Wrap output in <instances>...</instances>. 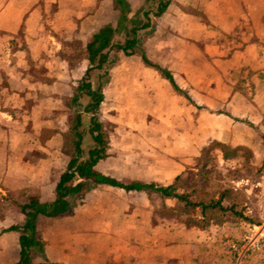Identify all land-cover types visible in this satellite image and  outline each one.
Returning <instances> with one entry per match:
<instances>
[{"label":"crops","instance_id":"obj_1","mask_svg":"<svg viewBox=\"0 0 264 264\" xmlns=\"http://www.w3.org/2000/svg\"><path fill=\"white\" fill-rule=\"evenodd\" d=\"M127 1L132 12L145 2ZM117 18L115 0H0V195L10 194L18 203L26 202L30 195L43 202L54 199L56 181L69 160L62 144L71 112L63 107L72 87L63 80L73 69L66 71L64 63L59 64L60 56L50 39H79L86 44L99 27L114 25ZM153 22L154 29L142 33L141 45L132 55L120 50L124 56L119 55L118 64L110 68L104 99L114 90L123 105L127 100L166 105L175 113L183 112L180 116L186 123L192 121L193 103L223 108L224 112L214 115L228 125L215 131L213 137L236 140V146L250 149V163L261 168L260 174L253 181L236 180V185L248 191L246 198L253 200L252 189L254 195L256 191L264 193V0H170ZM18 42L25 47H17ZM142 54L166 68L183 93L147 65ZM49 57L55 58L60 68L49 62ZM42 66L44 71L36 76L32 69ZM194 76H201L200 84L194 83ZM156 117L164 120L165 116ZM167 117L168 122L173 121ZM122 161L109 155L94 169L124 183L155 186H174L178 175L175 169L156 167L127 170ZM103 186L120 195L149 191ZM98 187L88 191L71 214L40 217L45 256L37 261L264 264V247L235 258L222 243L225 236L240 237L254 224L245 218L246 213L178 230L173 225L153 224L149 213L136 208L129 213L126 199L118 207L106 196L104 200L111 207L96 206L101 202L89 200V195ZM130 217L140 224L130 225ZM6 227L0 228V264H16L19 233L2 232Z\"/></svg>","mask_w":264,"mask_h":264},{"label":"rangeland","instance_id":"obj_2","mask_svg":"<svg viewBox=\"0 0 264 264\" xmlns=\"http://www.w3.org/2000/svg\"><path fill=\"white\" fill-rule=\"evenodd\" d=\"M147 7H154V4L147 5ZM116 38L121 37L116 36ZM21 43L18 42L17 47H25V44ZM50 43L60 56L57 57L59 64L63 62L66 71H69V68L73 69L72 75H67L64 80L62 79L65 85H71L72 94L70 98H67V104L64 107L61 105L71 112L70 121L63 133L62 144V150L70 157L73 146L69 143L72 134L68 132V129L77 110L71 103V99L75 94L77 82L88 66L85 43L79 39H58L57 42L50 39ZM48 51L53 52L49 49ZM108 54L110 59L115 61L108 68L109 73L110 68L118 64V56L124 55L120 50H111ZM51 60L54 66L58 65L55 58L49 57L48 61L51 62ZM49 68H51L50 63ZM44 69L42 66V68H33L32 71L36 76H41V71ZM98 73L99 71L95 69L90 72L93 87H96L100 81ZM201 79V76L193 77L194 83L197 84H200ZM119 95L113 90L108 93L109 98L104 99L100 105L99 116L108 137L106 156L112 155L118 160L121 158L127 170L132 167L175 169L178 173L173 184L176 191L184 194L190 201L204 203L206 207L202 210L201 206H187L184 201L176 198L168 200L153 191H148L146 194L133 192L120 195L116 190L103 185L96 186L98 188L89 195V200L101 202L96 203V206L104 208L105 206L111 207L104 200L106 196L115 200L118 207L120 202L126 199L129 202L127 210L129 213L136 208L139 212L149 213L150 222L153 224L173 225L178 230L189 226H206L210 221L234 219L236 213L242 217H244L243 213H246L248 216L245 218L251 223H264V215L261 217V209L264 208V193L256 191L254 195L255 189H252L250 195L255 197L249 201L246 198L248 191L237 188L236 185V180L250 179L253 181L260 174L261 168L250 163V149L246 146H236V140L223 141L213 137L215 131H222L228 125L214 115L219 111L224 112L223 108L204 107L193 103L192 121L186 123L183 116H180L183 112L180 113L177 110L175 113L166 105V108L162 105L157 107L151 102L144 101L127 100L128 103L125 101L126 105H123V99L121 100ZM88 100L87 96L82 95L79 99L81 103L79 107L83 108ZM157 115L165 116L164 120L156 117ZM168 115L171 116L172 122H168ZM81 117L82 124L79 128L83 132L81 147L86 150L92 143L87 132L90 114L82 112ZM157 119L159 122L156 121ZM83 201L84 199L79 204ZM20 204L14 201L10 194L0 195V228L10 223L20 224L22 222ZM133 224L138 225L140 222L130 217V225ZM244 232L247 233V230ZM237 238L239 237L229 234L222 239V243L225 244L227 239L236 240ZM38 259L36 255L33 257L34 261Z\"/></svg>","mask_w":264,"mask_h":264},{"label":"trees","instance_id":"obj_3","mask_svg":"<svg viewBox=\"0 0 264 264\" xmlns=\"http://www.w3.org/2000/svg\"><path fill=\"white\" fill-rule=\"evenodd\" d=\"M115 2L118 10L116 23L114 25L108 23L99 27L85 44L88 66L77 82L75 94L71 99V103L77 108L68 129V132L72 134L69 143L73 148L64 171L60 173L56 181L54 199L43 202L36 196L30 195L26 202L19 205V210L23 215L22 222L1 230L2 232L17 231L19 233L16 264H60L46 260H33L35 255L42 259L45 256V243L40 235L39 219L42 216L58 217L71 214L84 199L86 193L98 185L105 184L125 190L147 189L162 196L184 201L187 206H201L202 210L206 207L204 203L188 200L172 185L155 186L152 183L138 181L124 183L94 169L95 164L105 158L108 149L105 130L99 116L100 105L104 100L103 87L109 81L108 68L115 62L114 59H110L108 53L111 50H121L125 55H132L141 45L142 33L152 32L154 18L159 17L167 9L170 0H145L144 5L133 12L127 0H115ZM151 4H154V7H147ZM116 36L121 38H116ZM141 57L147 65L156 68L163 77L167 78L175 90L183 93L166 68L149 61L143 54ZM94 69L99 71L100 81L96 87H93L90 81V72ZM82 95L89 98L83 108L79 107L81 105L79 99ZM184 95L191 101L186 93ZM82 112L90 114L87 132L92 143L86 150L81 147L83 132L79 129L82 124Z\"/></svg>","mask_w":264,"mask_h":264},{"label":"built area","instance_id":"obj_4","mask_svg":"<svg viewBox=\"0 0 264 264\" xmlns=\"http://www.w3.org/2000/svg\"><path fill=\"white\" fill-rule=\"evenodd\" d=\"M263 215L264 208L261 209V217ZM225 244L235 258L244 257L252 249L262 250L264 247V223L249 225L247 233L241 235L236 240L227 239Z\"/></svg>","mask_w":264,"mask_h":264}]
</instances>
